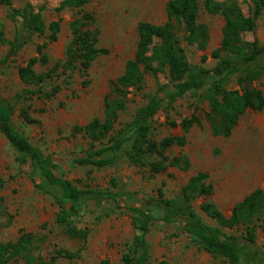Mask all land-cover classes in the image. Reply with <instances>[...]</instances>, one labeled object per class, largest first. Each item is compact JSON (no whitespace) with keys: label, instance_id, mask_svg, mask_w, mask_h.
<instances>
[{"label":"rangeland","instance_id":"1","mask_svg":"<svg viewBox=\"0 0 264 264\" xmlns=\"http://www.w3.org/2000/svg\"><path fill=\"white\" fill-rule=\"evenodd\" d=\"M167 1L89 0L80 8H61L62 0H11L10 5L0 4V104L8 103L13 107V124L34 146L59 163L61 171L65 169L64 178L78 188L133 195L125 200L118 198L116 203L103 201L98 204L94 199L85 200L75 223L88 229L87 238H68L55 220L58 205L51 196L35 188L29 164L17 160V152L0 133V241H15L24 230L45 237V242L37 250L42 256H50L56 247L80 250L78 258H60L57 264H122V253L136 233L131 225L129 207L142 204L155 210L160 198L178 197L189 177L204 171L209 175L213 192L207 198L194 199L192 207L204 222L216 226V222L201 210L204 202L213 203L229 216L234 204L248 193L256 188L264 190V108L260 111L246 109L228 136H214L204 117L209 107L203 90L189 92L173 103L165 102L151 119L154 139L185 136L184 145L172 146L165 154L169 158L185 157L188 168L168 166L164 171L151 173L147 167L130 164L123 154L116 155L112 164L102 167L71 164L72 158L84 156L89 149V139L81 132L74 133V126H84L94 117L103 118L104 99L110 94L113 82L123 73L125 62L134 56L138 23L165 22ZM198 1L201 5L198 22L208 28L205 50L188 45L183 39V30L179 33L192 69L215 65L217 59L211 52L220 45L225 21L220 13H207L202 7L203 0ZM238 2L244 14L249 15L248 4L243 0ZM26 4L35 11L41 9L45 24L56 20L60 24L57 39L47 43L45 48L48 63L34 66L37 73L47 75L42 85L44 90L59 87L51 98L19 96L26 86L20 80L18 70L29 58L37 56L36 47L47 42V34H35L16 55L3 61L21 27V17L13 10H21ZM84 13L92 15L89 28L97 30V46L106 48L108 53L98 56L88 69L77 68L70 72L61 66L71 39L70 23ZM242 39L264 44V11L254 30L243 33ZM158 42L156 39L155 43ZM203 56L206 59L202 62ZM56 64L59 65L56 67ZM242 74L240 71L230 75L225 88L241 89L243 84L239 83V76ZM167 84V68L155 75L145 73L140 89L129 88L126 106L119 113L111 136L131 121L158 86ZM250 87L264 89V71ZM20 109H26L35 122L24 121ZM191 116L197 117L198 123L183 132L179 123ZM254 223L255 241L249 244V248L259 253L264 264V218ZM223 230L244 236L242 226ZM146 239L150 246L149 264L161 261L167 264H229L199 249L186 236L167 229L151 226ZM22 262L20 258L8 264Z\"/></svg>","mask_w":264,"mask_h":264},{"label":"trees","instance_id":"2","mask_svg":"<svg viewBox=\"0 0 264 264\" xmlns=\"http://www.w3.org/2000/svg\"><path fill=\"white\" fill-rule=\"evenodd\" d=\"M88 1L62 0L61 8H80ZM243 1L249 6V15L244 14L238 0L202 2L207 13H220L225 20L220 45L211 52L217 62L210 68L202 65L191 68L179 35L183 30V39L188 45L205 50L209 35L207 26L198 22L201 9L198 0H169L165 5V22H139L134 56L125 62L123 73L113 82L110 94L104 99L103 118L94 117L84 126L73 128L74 133L81 132L89 139V149L84 156L72 158L71 164L102 167L112 164L116 155L123 154L130 164L147 167L151 173L164 171L168 166L188 168L185 157L169 158L165 154L172 146L184 145L185 136H166L156 140L151 136V119L165 102L173 103L189 92L204 91L209 107L204 117L214 136H228L246 109L262 110L264 89L251 88L250 84L264 71V44L257 40H243L242 34L256 27L257 19L264 11V0ZM10 3L11 0H0V4ZM13 13L21 17V27L3 61L16 55L35 34H47V42L36 47L37 56L29 58L26 65L18 70L19 78L26 86L19 96L51 98L59 87L44 90L42 85L47 75L37 73L34 66L48 63L45 48L47 43L57 39L59 21L45 24L41 9L35 11L30 4L21 10H13ZM92 21V15L84 13L70 23L71 39L61 64L65 70L88 69L98 56L108 53L106 48L97 46L98 32L89 28ZM156 39L158 43H155ZM205 59L206 56H203L202 62ZM164 68H167L168 84L158 86L131 121L111 136L119 113L126 106L129 88L140 89L145 73L155 75ZM240 71L243 72L239 76V83L243 84L241 89H226L225 83L229 76ZM12 110L10 104H0V133L17 152V160L29 164L35 188L51 196L58 205L55 220L63 233L71 239L85 240L88 229L80 228L75 223L85 200L94 199L98 204L103 201L116 203L118 198L125 200L133 195L78 188L64 178L65 169L61 171L59 163L34 146L13 124ZM19 114L24 121L35 122L26 109H20ZM194 123H198V119L191 116L181 120L179 126L183 132H187ZM212 192L213 185L208 173L199 171L189 177L178 197L160 198L155 210L142 204L129 207L131 225L136 233L122 253L121 263L149 264L150 246L146 235L152 226L160 230L167 229L176 235L182 234L199 249L229 264H262L259 253L250 249L249 244L255 241L254 222L264 218V190L256 188L248 193L234 204L229 216H225L213 203L204 202L201 210L216 222V226L204 222L192 207L194 199L207 198ZM240 226L244 227V236H235L223 230ZM44 242L45 237L22 230L15 241H0V264L20 258L23 259L21 264H57L60 258L71 260L80 255V250L69 251L56 247L50 256H42L37 250ZM159 264L167 263L161 261Z\"/></svg>","mask_w":264,"mask_h":264},{"label":"water","instance_id":"3","mask_svg":"<svg viewBox=\"0 0 264 264\" xmlns=\"http://www.w3.org/2000/svg\"><path fill=\"white\" fill-rule=\"evenodd\" d=\"M55 162V161H54Z\"/></svg>","mask_w":264,"mask_h":264}]
</instances>
